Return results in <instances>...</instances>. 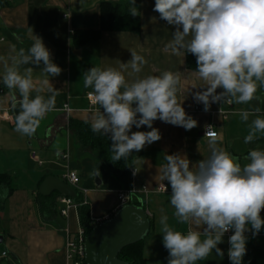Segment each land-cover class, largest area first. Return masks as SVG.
Instances as JSON below:
<instances>
[{
  "label": "clouds",
  "instance_id": "obj_1",
  "mask_svg": "<svg viewBox=\"0 0 264 264\" xmlns=\"http://www.w3.org/2000/svg\"><path fill=\"white\" fill-rule=\"evenodd\" d=\"M153 11L174 28L165 52L196 58L195 75L203 85L192 87L201 89L193 93V99L203 105L204 112L212 104L247 105L258 99L257 92L264 89V0H155ZM128 13L141 14L136 0H130ZM32 40L27 49L13 46L7 58L0 56L2 82L13 110L19 108L15 130L25 136L33 135L56 109L59 90L50 78L62 72L43 39L33 34ZM129 52L131 58L117 60L118 67L93 66L83 74V87L92 90L88 95L99 106L91 116V129L110 137L112 161L159 141V129L153 127L156 120L186 131L198 125L179 99L182 74L165 70L141 76L147 61L134 49ZM41 64L42 76L34 77L33 66ZM25 65L30 66L21 70ZM260 112L259 107L238 111L246 123L255 116L248 123L245 144L264 136ZM133 126L151 130L132 131ZM203 142L209 152L206 158L193 163L185 154H166L158 170L161 187L166 192L168 185L171 188L174 219L188 225L186 231L176 229L161 209L158 223L167 264H197L213 250L223 256L218 245L230 230L228 258L231 264H242L247 252L245 233L255 237L264 227V149H250L243 158L247 163L241 164L238 156L222 146L223 135L213 131L211 124L204 126Z\"/></svg>",
  "mask_w": 264,
  "mask_h": 264
},
{
  "label": "crops",
  "instance_id": "obj_2",
  "mask_svg": "<svg viewBox=\"0 0 264 264\" xmlns=\"http://www.w3.org/2000/svg\"><path fill=\"white\" fill-rule=\"evenodd\" d=\"M104 2L121 5L126 11L130 7V0H0V38H4L0 41V56L7 58L12 54L13 46L17 50L21 47L27 49L33 43L34 34L43 39L53 62L62 69L58 77L50 78L59 90L56 109L41 121L33 137L26 138L15 130L13 122L7 120L12 115V106L7 95L9 90L2 82L3 65L0 63V151L7 155L3 157L0 173L12 176L15 189L0 206V254L3 251L9 253V257L1 260L0 264H69L66 242L82 227L79 208L63 216V207L59 203L61 196L54 195L52 202L56 213L51 211L44 215L38 196L40 185L47 177L63 180L67 168L80 178L77 186H70L80 199V203L76 204L90 208L94 225L104 220L117 206L118 192L127 189L137 191V200L142 202L151 221L150 234L144 241L145 263L167 264L168 252L163 247L158 223L161 209L176 229L186 231L188 225L179 224L172 215L170 185L166 193L153 192L163 183L158 178V170L166 162L165 155L179 152L193 163L206 158L209 152L202 135L206 124L214 125L215 130L222 133V146L238 156L241 164L247 163L243 158L250 149H264V136L244 143L248 123L255 116H250L246 123L238 115L241 109L259 107L260 115L264 116V89H261L257 92L258 99L247 105L233 103L228 107L225 103L212 104L209 112L202 110L197 114L194 118L198 122L197 127L188 131L160 120L154 121L153 127L159 129L161 139L138 152L127 182L116 179L95 153H79L69 129L70 121L91 124V116L99 107H89L86 95L92 90L83 87V74L93 66L118 67L117 60L127 62L131 58L129 49H134L147 61L141 76L158 75L165 70L180 72L179 99L185 111H192L195 107L203 109V105L193 99V93L201 89L192 87L203 85V81L195 75L196 58L187 53L175 56L165 52V45L171 40L174 28L153 11L155 0H136V7L141 13L139 33L102 32L95 40L93 34L101 28V4ZM28 66H22L21 70ZM33 67L34 77L42 76L40 69L43 65ZM65 105L69 106V113L64 111ZM220 109L229 112L227 117L219 113ZM150 130L146 126L132 128V131ZM33 152L43 162L42 165L32 159ZM63 153H68V160L62 158ZM8 154H18L20 161L11 162ZM132 171H136L135 176ZM164 183L167 185V181ZM143 187L150 192L145 193ZM261 218L264 219V210L261 211ZM232 234L233 231L225 233L223 243L218 245L224 252L223 256H217L213 250L206 260L197 264H231L227 252L230 247L228 239ZM245 235L248 237L247 252L242 264L250 261L264 264V227L255 237L251 232Z\"/></svg>",
  "mask_w": 264,
  "mask_h": 264
},
{
  "label": "trees",
  "instance_id": "obj_3",
  "mask_svg": "<svg viewBox=\"0 0 264 264\" xmlns=\"http://www.w3.org/2000/svg\"><path fill=\"white\" fill-rule=\"evenodd\" d=\"M110 31L139 33L141 31L140 17H132L121 5L104 2L101 4V28L93 34V38L96 40L102 32ZM69 129L76 142V147L78 148L79 153L85 151L95 153L97 159L106 166L116 179L122 182L128 181L132 162L138 152L134 151L126 159L112 161L110 137L102 133H94L91 129V124L88 122L71 120ZM14 190V180L12 176L6 173H0V206L3 204L4 199H8L12 195ZM54 195L63 196L55 193L50 197H43L38 193L42 213L44 215L51 211L56 213L55 204L52 202V197H54ZM75 202L80 203L78 196ZM134 204L142 206V203H140L139 200L135 201ZM79 216L82 228L85 230L86 235H89L96 226L91 221L90 208L85 205H79ZM144 241L125 248L121 252L119 258L128 264H146L143 257ZM246 264H253V262L250 261Z\"/></svg>",
  "mask_w": 264,
  "mask_h": 264
},
{
  "label": "water",
  "instance_id": "obj_4",
  "mask_svg": "<svg viewBox=\"0 0 264 264\" xmlns=\"http://www.w3.org/2000/svg\"><path fill=\"white\" fill-rule=\"evenodd\" d=\"M12 115L18 114L19 108ZM58 193L76 200V191L60 178L49 176L40 185L39 194L50 197ZM140 203H142L140 201ZM151 221L143 206L123 207L111 219L101 221L85 239L87 264H128L119 258L121 252L144 241L150 234Z\"/></svg>",
  "mask_w": 264,
  "mask_h": 264
},
{
  "label": "built area",
  "instance_id": "obj_5",
  "mask_svg": "<svg viewBox=\"0 0 264 264\" xmlns=\"http://www.w3.org/2000/svg\"><path fill=\"white\" fill-rule=\"evenodd\" d=\"M7 1L11 2V0H7ZM0 41H4V38H0ZM86 100L88 101L90 108H95L97 106V105H94L92 103V99L89 97L88 94L86 95ZM225 104L228 107H231L233 105V104L229 105L227 103H225ZM202 110H203L202 107H195L192 111H189L186 113L188 115L192 116L193 118H195L198 113L202 112ZM64 111L68 112V113L71 111L69 109L68 105L64 106ZM219 113H221L225 117H227V114H229L228 111H225L222 109H220ZM7 120L14 123V116L11 115L10 117L7 118ZM212 126H213V131H216L214 125H212ZM202 135L204 136V129H203ZM62 158L65 160H68L69 159L68 153H63ZM32 159L37 161L40 165L43 164V162L38 158V156L35 152L32 153ZM131 173L133 176L136 175V171H132ZM63 181H65L69 185L77 186L80 182V178L77 175V173L72 172L71 170H69V168H67V172L63 177ZM143 191L145 193L150 192L147 187H143ZM153 192L166 193V191L161 186L157 187ZM137 194H138V192L135 191L134 189H127V190H122V191L118 192L117 206L110 212L109 215H107V217L104 220L111 219L123 207H125L127 205L134 204V202L137 201ZM59 203L63 207V209L61 210V214L63 216H68L70 211H72L74 209L77 210L79 208V205H77L74 200H72L70 197H67V196L60 197ZM104 220H101V221H104ZM101 221H97V223L95 225H98ZM229 232H227V234ZM86 237H87L86 232L81 227L75 236L69 237L67 239V242H66V258H67V261L69 264H87L86 263V254H85V239H86ZM8 257H9V253L7 251H3L0 254V261L3 259H6Z\"/></svg>",
  "mask_w": 264,
  "mask_h": 264
},
{
  "label": "rangeland",
  "instance_id": "obj_6",
  "mask_svg": "<svg viewBox=\"0 0 264 264\" xmlns=\"http://www.w3.org/2000/svg\"><path fill=\"white\" fill-rule=\"evenodd\" d=\"M34 136V134L33 135H31V136H25L26 138L27 137H33ZM1 149V148H0ZM4 156H7L6 154H4V153H1V151H0V165L1 166H3V163H4ZM8 157H10V158H12V159H10L11 160V162H14V161H20V159H19V155L18 154H8ZM22 162H23V160H22ZM0 171H2V170H0Z\"/></svg>",
  "mask_w": 264,
  "mask_h": 264
}]
</instances>
